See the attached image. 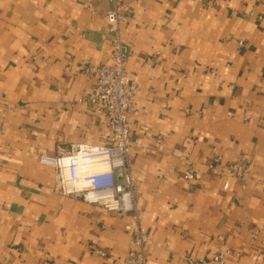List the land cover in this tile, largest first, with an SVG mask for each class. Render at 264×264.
Returning a JSON list of instances; mask_svg holds the SVG:
<instances>
[{"label": "crops", "instance_id": "0c3cea01", "mask_svg": "<svg viewBox=\"0 0 264 264\" xmlns=\"http://www.w3.org/2000/svg\"><path fill=\"white\" fill-rule=\"evenodd\" d=\"M119 1L147 264L221 251L229 264H262L264 0ZM111 7L0 0V264H125L130 253V217L60 195L40 162L59 146L110 142L107 115L79 101L93 87L79 67L111 63ZM215 155L220 168L248 162L249 179L224 189Z\"/></svg>", "mask_w": 264, "mask_h": 264}, {"label": "built area", "instance_id": "2783aa9c", "mask_svg": "<svg viewBox=\"0 0 264 264\" xmlns=\"http://www.w3.org/2000/svg\"><path fill=\"white\" fill-rule=\"evenodd\" d=\"M110 1L112 7L106 12V20L112 33L111 63L79 67L80 72L93 81L91 92L79 101L107 115L110 142L105 145L74 144L69 148L59 146L56 155H41L40 162L55 169V190L60 195L79 197L89 205L129 216L130 221L125 228L131 234V241L125 264H147L145 246L149 237L141 228L136 202L137 179L130 154V147L138 144V140L131 139L129 125L138 86L136 79L127 71L129 52L121 36V25L125 21L124 5L119 0ZM222 160L220 155H215L209 168L224 180V189L229 188L232 179H249L251 170L248 162L240 160L220 168ZM184 178L194 180L193 169L185 171ZM256 184L264 191V179ZM92 250L103 257L108 256L106 251L97 247ZM229 254L230 251H221L202 259L186 256L185 263L229 264ZM262 262L264 264V253Z\"/></svg>", "mask_w": 264, "mask_h": 264}]
</instances>
